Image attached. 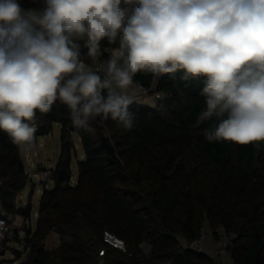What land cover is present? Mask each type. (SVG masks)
Instances as JSON below:
<instances>
[{"label":"trees","instance_id":"trees-1","mask_svg":"<svg viewBox=\"0 0 264 264\" xmlns=\"http://www.w3.org/2000/svg\"><path fill=\"white\" fill-rule=\"evenodd\" d=\"M18 3L24 10L45 7L44 0ZM132 8L125 10L123 26ZM71 39L89 66L87 37ZM100 45L118 48L119 36ZM184 75L177 70L157 80L148 72L134 76L163 98L155 106L131 103L132 129L110 116L78 127L59 97L47 113L36 112L33 140L59 125L62 146L55 185L42 192L34 231L27 225L31 205L17 207L28 180L20 146L0 130V205L6 214L25 218L28 255L22 264H217L213 256L183 245L199 239L205 226L238 236L230 248L235 264H264V141L206 140L205 131L219 123L215 116L198 119L206 109L200 94L206 80ZM111 91L116 93L114 86ZM107 92L101 90L105 97ZM73 133L85 155L72 182ZM60 169L69 173L62 182ZM53 235L56 244L48 248ZM108 235L123 246L114 247Z\"/></svg>","mask_w":264,"mask_h":264},{"label":"clouds","instance_id":"clouds-1","mask_svg":"<svg viewBox=\"0 0 264 264\" xmlns=\"http://www.w3.org/2000/svg\"><path fill=\"white\" fill-rule=\"evenodd\" d=\"M121 2L44 0L41 11L0 0V130L14 144L31 145L36 112L47 113L58 97L78 127L110 116L132 129L133 101L124 90L133 77L177 70L206 80L198 119L219 121L206 140L264 141V0H123L133 6L127 26ZM118 36L101 81L71 38L87 37V55L97 58L100 41Z\"/></svg>","mask_w":264,"mask_h":264},{"label":"rangeland","instance_id":"rangeland-1","mask_svg":"<svg viewBox=\"0 0 264 264\" xmlns=\"http://www.w3.org/2000/svg\"><path fill=\"white\" fill-rule=\"evenodd\" d=\"M156 103L157 102L151 101L152 106H155ZM72 139L74 144V147L72 149L71 162L73 182V180H78V163L79 161L83 160V158L81 157L85 154L79 135L77 133H73ZM26 146L27 145L23 146V150L21 152V156L26 167L29 166L28 158H31L32 164L35 168L41 167L47 170L54 169L57 166L61 155L62 140L60 126L55 125L53 131L49 135L39 137L37 140L34 139L32 141V144L29 145V150L26 149ZM52 186L53 185L50 184V187ZM43 190V185H35L28 179L26 186L17 197V206L19 208H25L27 204L31 205V217L29 218L27 225L28 228L32 231H34L36 228V213L38 212L41 192ZM18 229L19 235H21V237H26V232L21 230L20 227H18ZM204 231L207 239H205L206 241L203 243V245H201L203 249L202 252L212 255V246L214 244L213 241L215 240V238L211 234L212 230L208 226L204 227ZM55 244L56 242L54 239L50 238L47 241L48 248L53 247ZM183 245L188 249L198 251V248L195 245L193 246V243H186L185 241H183ZM143 250L145 253H147L149 247L144 245ZM27 255L28 254L26 247L19 244L18 242L14 241L5 246L3 245L2 241H0V260L5 261V264H22L26 260ZM222 264H226V262Z\"/></svg>","mask_w":264,"mask_h":264},{"label":"built area","instance_id":"built-area-1","mask_svg":"<svg viewBox=\"0 0 264 264\" xmlns=\"http://www.w3.org/2000/svg\"><path fill=\"white\" fill-rule=\"evenodd\" d=\"M29 10V9H28ZM106 49V51H105ZM101 55L97 58L91 57V64L88 66L91 68L97 75H99L103 80L107 74V65L108 60L110 59V52L112 49L104 47L100 45ZM159 76L155 77L157 80ZM112 86H115L113 84ZM133 91L134 94L132 95L136 98L138 97H148L151 101L157 102L163 98V95L154 91L153 86L151 88H146L143 86L139 81H136L133 77V83L128 88V91ZM117 93V92H116ZM29 166L26 167V174L28 179L35 185H43L46 189H51L55 185V178H54V169L47 170L41 167L35 168L32 164V159L28 158ZM50 184L53 185L50 187ZM18 225L14 221V215H9L4 213L0 216V241H5L7 244L11 242H18L19 244L26 247V237H21L18 233ZM211 234L215 238L213 241L212 251H213V258L215 259L217 264H222L226 262V264H235L231 254L230 248L233 245L234 240L238 237L236 234L228 233L224 227H219L217 232L211 231ZM108 241L114 247H122L123 242L117 239H114L111 236H107ZM205 231L203 229L202 235L199 239L193 241V246L195 245L198 248L197 252H202L203 243L206 241ZM201 246V247H200ZM211 255V256H212ZM226 259V260H225ZM170 264V263H167Z\"/></svg>","mask_w":264,"mask_h":264},{"label":"crops","instance_id":"crops-1","mask_svg":"<svg viewBox=\"0 0 264 264\" xmlns=\"http://www.w3.org/2000/svg\"><path fill=\"white\" fill-rule=\"evenodd\" d=\"M38 27H40V26L39 25H36L35 26V28H38ZM114 88H115V91L117 92V94H120L122 92V90L120 88H118L116 85L114 86ZM124 91L132 99V101H133L132 103H137V104H141V105H150V106H152L151 100L148 97H138V98H136V97L132 96V95H135V94H134L133 91L130 92V89H129V91H128V89L127 90H124ZM31 144H32V142H31ZM20 149H21V152H22L23 146H20ZM26 149L27 150L30 149L29 148V145L26 146ZM81 158H84V156H82ZM42 192H41V195H42ZM4 213L5 212L3 211V209H2V207L0 205V214L3 215ZM36 217H37V213H36ZM14 221L18 225V227L21 228V230L26 231V222H25V218H24L23 214H16L14 216ZM50 238L51 239H54L55 241L57 239V237H55L54 235L51 236Z\"/></svg>","mask_w":264,"mask_h":264},{"label":"water","instance_id":"water-1","mask_svg":"<svg viewBox=\"0 0 264 264\" xmlns=\"http://www.w3.org/2000/svg\"><path fill=\"white\" fill-rule=\"evenodd\" d=\"M129 7H130V5H127V4L123 3V0H122L121 5H120L121 10H124V11H125V10H127ZM71 120H72V118H71ZM68 175H69V173L67 172L66 169H60V170L58 171V182H62L63 179H64V177H65V176H68Z\"/></svg>","mask_w":264,"mask_h":264}]
</instances>
